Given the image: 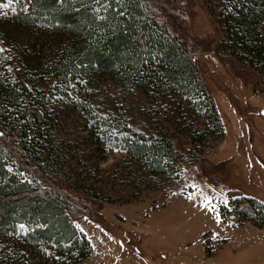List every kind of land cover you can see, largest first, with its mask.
Instances as JSON below:
<instances>
[{
	"label": "trees",
	"instance_id": "16d2710c",
	"mask_svg": "<svg viewBox=\"0 0 264 264\" xmlns=\"http://www.w3.org/2000/svg\"><path fill=\"white\" fill-rule=\"evenodd\" d=\"M28 1L29 11L10 25L0 24V37L8 34L18 41L26 28L35 27L43 38L50 30L55 47L48 60L35 46L30 55H21L24 80L0 77V242L8 241L0 250V263L85 264L93 248L69 214V197L57 187L50 194L43 189L49 179L71 189L52 157L43 161L46 138L38 133L50 97L74 102L106 146L129 156L153 178L176 183L183 176L181 165L190 157L198 160L224 130L191 53L146 0ZM221 3L219 43L225 55H215L245 68L256 81L257 73L264 76V0ZM101 76L110 77L126 96L139 91L155 113L174 98L181 118L164 120L169 127L145 135L118 112L98 113L78 93ZM184 108L201 113L206 124L186 129ZM172 125L178 128L168 132ZM210 168L202 166L206 174ZM227 198L228 208L218 210L222 221H230L232 212L240 225L248 222L264 231V203L244 194Z\"/></svg>",
	"mask_w": 264,
	"mask_h": 264
},
{
	"label": "rangeland",
	"instance_id": "374dc122",
	"mask_svg": "<svg viewBox=\"0 0 264 264\" xmlns=\"http://www.w3.org/2000/svg\"><path fill=\"white\" fill-rule=\"evenodd\" d=\"M146 1L191 53L215 102L223 135L198 160L190 157L181 165L179 183L153 178L129 156L106 146L74 102L50 97L38 133L46 138L43 161L50 155L71 189L51 179L42 187L48 194L58 188L69 197V214L93 248L85 264H264V231L248 222L240 225L232 212L230 221H222L218 212L228 208L229 194L264 203V76L257 73L255 81L245 68L215 55H225L219 43L221 0ZM29 9L28 0H0V24H12ZM261 27L264 31V23ZM26 29L18 41L8 34L0 37V77L24 80L22 56L32 53L31 46L48 60L55 47L51 31L43 38L35 27ZM78 94L98 113L118 112L145 135L169 127L164 120L181 118L173 97L155 113L139 91L126 96L108 76L92 80ZM183 117L186 129L206 124L201 113L186 108ZM172 128L178 127L168 132ZM207 164L209 174L202 170ZM7 242H0V250Z\"/></svg>",
	"mask_w": 264,
	"mask_h": 264
},
{
	"label": "snow or ice",
	"instance_id": "6c2138e0",
	"mask_svg": "<svg viewBox=\"0 0 264 264\" xmlns=\"http://www.w3.org/2000/svg\"><path fill=\"white\" fill-rule=\"evenodd\" d=\"M3 6H4V7H7L8 5L5 4V5H3Z\"/></svg>",
	"mask_w": 264,
	"mask_h": 264
}]
</instances>
